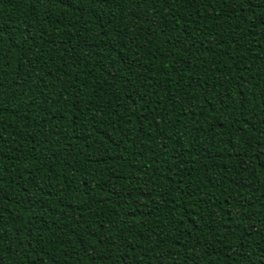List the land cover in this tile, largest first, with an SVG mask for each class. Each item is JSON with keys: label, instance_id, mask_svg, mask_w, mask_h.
<instances>
[{"label": "trees", "instance_id": "1", "mask_svg": "<svg viewBox=\"0 0 264 264\" xmlns=\"http://www.w3.org/2000/svg\"><path fill=\"white\" fill-rule=\"evenodd\" d=\"M0 264H264V0H0Z\"/></svg>", "mask_w": 264, "mask_h": 264}]
</instances>
